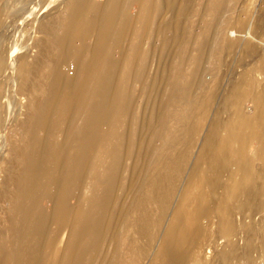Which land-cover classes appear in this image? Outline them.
Wrapping results in <instances>:
<instances>
[{"label": "bare ground", "instance_id": "6f19581e", "mask_svg": "<svg viewBox=\"0 0 264 264\" xmlns=\"http://www.w3.org/2000/svg\"><path fill=\"white\" fill-rule=\"evenodd\" d=\"M174 1L77 0V9L66 21L58 19L56 29L41 25L48 37L43 50L45 63L31 83L18 79L12 83L16 90L25 87V111L21 118L17 117L20 120L15 127L28 147L20 149L25 158L15 157V172L8 178L7 184L13 187L11 198L0 199L8 211L6 220L12 224L11 229L2 232L4 240L9 241L10 257L5 264H83L89 249L93 250V258L85 264H92L99 251L97 246L106 237L109 264H143L164 226L187 154L195 149L197 159L186 192L174 214L175 223L161 245L165 253L161 264L204 263L211 253L209 247L218 237L224 240L216 247L222 263L232 260L234 253L257 264L264 257V0H243L238 5L233 0L220 1L219 13L227 8L237 14L229 16L216 31L211 25L205 31L200 55L194 67L189 68L196 77L193 99L186 103L190 85L182 87L181 73L172 72L168 78L169 98L177 96L178 102L174 118L167 120L164 106L158 104L155 121L144 122L153 139L170 141L171 157L158 158L135 205L124 212V231L119 232L118 222L108 224L107 213L114 212L111 195L118 188L126 189L121 186L125 160L122 144L134 143L139 137V130L134 131L135 140L130 138L131 132L115 136L116 129L124 121L127 125L129 110V115H140L133 104L148 88L144 84L143 67L148 64L144 41L152 32L167 45L177 44L182 37V20L161 24L166 13L174 16ZM131 7H136L134 13ZM190 8V0H185L182 15L186 16ZM6 26L2 24L3 31L0 30V69L14 58ZM171 30H177L180 36L167 35ZM75 31L81 41L79 46L72 43ZM92 31L97 35L90 47L86 38ZM214 35L220 38L214 41L216 44L211 41ZM116 50L120 52L119 59L114 57ZM76 52L80 59L75 72L64 73L62 65ZM183 59H187L186 53H178L177 60ZM206 63L210 65L205 72L209 76L201 77ZM223 79L227 80L228 91L226 115L213 110L226 84H222ZM86 87L96 97L88 109L75 102L76 95ZM1 91L3 114L6 104L1 98L5 92ZM248 102L252 103L250 108ZM103 126L107 128L101 132ZM61 129L64 137L58 134ZM181 136L184 141L178 142ZM232 149L243 169L249 163L254 167L253 184L247 183L246 174L235 175L232 182L220 175L221 159ZM73 183L83 190L75 205L70 203L76 193L69 189ZM242 187L245 191L239 193ZM50 195L54 200L48 212L42 201ZM234 199L238 201L235 216L230 212ZM53 223L59 225V231L71 230L68 245L60 254L55 252L56 231L49 229ZM20 225L22 229L16 232ZM85 235L89 236L87 242L83 240ZM200 256L203 261H199ZM0 260L3 261L2 252Z\"/></svg>", "mask_w": 264, "mask_h": 264}, {"label": "rangeland", "instance_id": "374dc122", "mask_svg": "<svg viewBox=\"0 0 264 264\" xmlns=\"http://www.w3.org/2000/svg\"><path fill=\"white\" fill-rule=\"evenodd\" d=\"M184 1L185 0L174 1V6L176 9L174 16L168 15L166 13L164 18L161 19V24L167 25H172L177 19L184 22L180 41H178L177 44L167 45L160 38L158 39L156 36L154 37L152 30V34L144 41V53L146 56H148V58L146 57L148 59V64L143 67L146 73L144 84L148 88L146 92L142 93L134 100L133 104V107L137 109L140 115H129V110L126 115L127 125L125 126L124 121V124L122 123L124 127L120 125L118 126V129H116L117 131L115 136L126 135L131 132V139H134L135 137L134 131L137 133L139 130V137L137 140L134 139V143L128 142L127 144H122V151L125 150V160L122 162L123 176L121 179V186L124 188L126 187V189L121 190V188H118L117 191H115L110 197L111 207L112 209L114 208V212L109 211L107 213V221L108 224L119 223V232L124 231V226H122V222L124 221V212L135 205L134 200L136 196L142 191L143 186L148 181L153 171L156 169L158 158L162 156L164 160H168L172 155V149H169L170 141L160 138L153 139L154 137H152V135H148L151 133H149L148 128L144 126V122L146 119L147 121H155L156 114H158L160 110V108H157L158 104L164 106L167 120H172V118H174V113L178 102L177 96H174L173 99L169 98L170 89L168 86V78L172 72H176L178 70L181 73L182 79L180 80V84L183 85H181L182 87L190 85L191 90L186 102L187 104L190 103V101L193 99V93H195L196 89V77H192L190 69L194 67V63L200 55L201 40L206 34L205 31L208 29L209 25H211V28L215 29L214 31H216V28L221 27L227 21L229 16L237 14L235 11L231 13V10L229 11L227 8L226 11L224 9L221 10V13H219L218 7L221 0H190L191 8L188 14L185 16L182 15L183 13L181 12ZM233 1H237L234 2V4L237 5L243 3V0ZM248 1L250 3L253 0ZM69 4L70 6H74L72 8L67 7ZM77 6V0H0V30L3 31V26L1 27L2 24L5 26L7 24L6 27L8 30L7 28L5 29V35L7 34L6 36H8L9 39V48L14 51V58L8 61V66H6L5 69H0V91L4 89L5 92L4 96L1 98V102H5L6 104V114L5 112H3V114L0 113V119H2L0 120V199L2 198L4 200L11 198L13 187L9 186L7 181L9 176L15 172V157L25 158L22 157L23 154H21L19 151H21L20 149L23 150V147H28V145L24 143L25 141H23L22 138L20 139L18 134H16L17 131L15 127L16 122L23 116V111H25V87L24 90L22 88H20V90H16V85L13 86L12 83L14 82V79H18L19 81L23 82L28 81L31 83V81L36 78V75L38 74L40 67H42V64L45 63L43 50L45 49V44L48 43V37L45 32H42L41 25L44 23L48 29H56L57 20L61 19L62 21H66L71 13L77 9ZM134 11H136V7H131V12L134 13ZM154 25H158L157 20L154 21ZM179 33L180 32L177 30H171L167 35H179ZM213 33L215 34V32ZM96 35L97 32L92 31L86 38V42L90 47L94 45ZM72 36V43H75L77 46H79L81 41H79L77 38L78 36L76 31L72 33ZM216 36L214 35L215 39L212 37L213 40L211 41L213 43L219 42L220 38H218L219 36ZM89 51L90 49L87 53H89ZM181 52L186 53L187 59L178 61L177 55ZM90 54L91 52L89 55ZM114 57L116 59L120 58V52H118V50L115 51ZM79 59L80 55L78 52L69 55L66 63L62 65V70H65L64 73L70 75L73 74ZM235 61H237V58H235ZM209 66V63L204 65L203 74L201 77L204 75L209 76L208 73H205L206 70H209ZM225 80H222V84L225 82L226 84L223 87V91L218 99L215 109H213L214 111L224 113V115L228 114L225 107V103L227 101L226 94L228 93V91L225 89L227 85V80ZM150 87L151 89L148 90ZM10 98L12 100H10ZM95 98L96 97L92 93L91 89L86 87L76 95L75 102L78 104L83 103L88 109V107L92 105V102L95 101ZM247 105L250 108L252 103L248 102ZM182 115L186 116L187 111L183 110ZM106 128L107 126H103L101 128V132H104ZM58 134L61 137H64L65 132L63 129H61ZM182 141H184L183 136L178 139V142ZM75 148L79 149L80 146H76ZM100 148L101 147L99 146L98 150H100ZM250 150L253 152L254 147H251ZM187 155L188 156L185 162L184 171L179 178L178 187L173 194V202L166 213L164 226L161 229L152 249L150 250L148 258L143 264H161L163 258L165 257V253H162V246L164 245L163 243H165L164 240L166 239L169 227L175 223L174 214L177 212L180 206L181 198L186 192L188 179L193 170L192 168L194 166V162L197 159L196 149L188 152ZM89 158L90 157H88V159ZM221 166L222 168L220 175L229 182H232L235 175L237 174L248 175L247 183L250 185L255 181L256 177L254 176V167L249 163L246 169H243L240 165L239 156L236 153V150L232 149L229 153H226L222 157ZM103 181H105L107 184L108 177H105ZM69 189L76 191L74 196L70 199V203L75 205L79 200L78 196L82 195L83 190L78 188V183H73ZM244 191V187L238 189L239 193ZM3 200L0 201V240L2 241L0 253L2 252L3 254V261L0 260V264H5V260L7 262V258L10 257L9 241L4 240L2 232L4 229H11L12 227V224L6 220V214L8 211L4 206L5 204ZM53 200L54 197L50 195L49 197L44 198L42 201L43 207L48 212L52 211ZM98 202H100V198L97 199V203ZM82 203L87 204V200H83ZM237 203L238 201L234 199L230 205V212L234 214V216L238 210ZM33 222L36 223L35 221ZM207 223L208 220L205 219L204 224ZM22 227L23 226L20 225L18 228H15L16 232H19ZM49 229L53 232L56 231L54 237V241L56 243L55 252L60 254L68 245L71 230L65 228L59 231V225L57 223L51 224ZM215 230L218 231V225L216 226ZM88 239L89 236L85 235L83 240L84 242H87ZM223 241L224 240H222L221 237H218L215 244L209 247V252L211 251V253H209L210 256L208 261L204 263L202 262L200 264H257L254 260L245 256H240L238 253H234L232 260L229 262L222 263L218 257L216 247ZM227 245L229 248L234 249L233 244L228 243ZM97 248L99 251L97 252L96 260L92 264H109L108 260L110 259V253L108 250V237H106V239L100 245H98ZM92 252L93 250L90 249L86 251L83 264L93 258ZM199 261H203L201 256L199 257ZM259 264H264V257L261 258Z\"/></svg>", "mask_w": 264, "mask_h": 264}]
</instances>
